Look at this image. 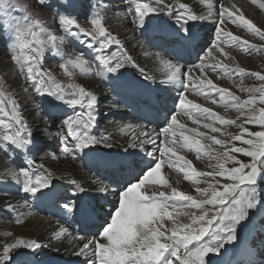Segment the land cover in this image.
<instances>
[{
  "label": "snow or ice",
  "instance_id": "obj_1",
  "mask_svg": "<svg viewBox=\"0 0 264 264\" xmlns=\"http://www.w3.org/2000/svg\"><path fill=\"white\" fill-rule=\"evenodd\" d=\"M37 3L42 5L44 0H37ZM201 3L206 5L207 15L189 11L187 5L179 0L176 4L167 0L130 2L128 15L138 29L147 30L157 17L165 14L175 21L174 25L169 26L167 35L158 37L162 49L170 43L183 42L182 46L194 45L197 37L191 22L201 20L213 22L216 40L207 49L204 57L200 58L199 64H190L188 61L181 63L179 56H165L161 52L154 54L155 59L167 69L161 83L170 84L176 89L177 95L173 101L175 108L165 113L162 125L166 126L159 129L149 131L147 125L139 124L124 125L121 129L135 133L126 143L131 148H138L148 160L144 162V167L139 168L138 174L132 175L126 183L119 184L114 189L116 203L106 213L104 223L95 232L73 234L63 224L53 232L55 239H68L69 243L73 244L74 254L86 258L85 264H212L210 259L206 262L205 258L210 254L219 255L226 244L237 240V227L249 217L251 209L258 206L264 208V194L256 187L257 178L264 174V83L257 87L245 86L243 79L239 83L233 81L241 92L250 94L248 99L242 100L227 87H217L212 79L204 75L215 73V78H231L228 63L222 60L214 64L205 61H208L214 52L220 57L234 60L226 51L233 47L244 48L245 51H261L264 45L250 44L246 38L241 42V37L247 32L264 41V25L257 26L250 16L245 18L247 14L230 0H216L215 3L213 0H201ZM251 4L257 5V0H251ZM257 6L264 10V2L258 3ZM16 8L13 0H0V17L5 18L12 35L10 59L18 66L20 75L30 82V86L38 95H47L58 101H65L69 106L79 105L80 108L87 109L86 113H77L75 117L63 119L62 125L67 129L64 152L70 151L68 137H71L72 149L80 152L100 145L112 147L111 133H101L97 136L92 131L96 120L93 113L97 103L96 96L78 85L61 86L48 71H42L40 65L46 50L50 49L62 58L60 67L69 77L73 75V70L77 69L85 74L94 71L101 79L108 78L109 74L122 76L120 70L126 63L131 64L132 58L124 51L121 40L103 26L104 17L100 11L90 20L95 29L93 32H84L76 20L62 16L59 23L67 35L79 38L83 34L91 37L87 47L96 53L94 60L98 61V64L91 63L82 55L65 58L67 54L60 51L59 46L54 43L56 37L47 33L39 21L33 20L28 14L29 10H22L23 24L18 21L11 23L10 10ZM229 25H235V29L229 30ZM41 33L47 35L46 41L40 39ZM168 35L173 37L172 41H169ZM80 42L85 43L84 40ZM112 45L117 47L119 54L108 51ZM194 71H198L200 77L193 79ZM233 71L241 77L248 75L264 82V75L258 71L246 73L245 68L238 65ZM197 80L199 85L207 87H197ZM189 91L194 96H203L213 105L218 104L213 93H218V106L225 112L229 108L233 109L236 118L224 119L209 107H202L201 104L187 99L185 93ZM66 94L71 98L65 99ZM257 101L262 106L257 107ZM8 106L11 112L4 110L0 102V111L5 118L0 119V126L4 129L0 132V147L9 143L16 147H25L31 143V133L27 132V125L19 115V104L10 100ZM181 116L187 117L198 127H187L179 119ZM217 123L235 125L239 133L221 132V129L215 126ZM246 124L256 125L257 128L249 130L245 127ZM200 127L209 129L211 133L221 132V135H226L229 139L223 140L208 135L199 131ZM161 136L163 140L160 139ZM202 141H211V144L218 145L219 149H214ZM236 141H239V145L234 143ZM146 145H153L152 150L148 151ZM177 149L194 152L197 160L202 158L203 153L208 158L206 167L211 171H198L193 167L191 160L177 154ZM236 154L250 160L244 162ZM172 158H175V161ZM126 161L127 158L121 162V168ZM165 163L169 168H178L184 172V179L191 182L195 195L178 190L165 176L160 175L161 165ZM128 166L130 171H134L136 162H129ZM6 174L22 187L24 193L34 197L37 194L48 196L55 187L54 174L43 164L37 168L29 166L18 171L9 170ZM68 183L75 186L73 195L86 191L76 180L70 179ZM176 183L178 184L179 180ZM98 190L107 193L108 187L101 186ZM55 206L64 218L83 212L87 222V210H82L72 199H56ZM7 207L12 209L14 206L9 203ZM166 221L168 223H165ZM21 222V219L16 220V223ZM41 247L42 245L34 239L17 238L13 243L2 246L0 264H9V254L13 249L36 250Z\"/></svg>",
  "mask_w": 264,
  "mask_h": 264
},
{
  "label": "bare ground",
  "instance_id": "obj_2",
  "mask_svg": "<svg viewBox=\"0 0 264 264\" xmlns=\"http://www.w3.org/2000/svg\"><path fill=\"white\" fill-rule=\"evenodd\" d=\"M90 1L89 6L91 5V9L89 13L92 12L95 14L100 11L104 17V22L107 20L106 24L108 25H111L113 22H119L123 33L115 37L121 40L124 51L132 58V63H126L125 67L120 70L123 73L122 76H119V74H109L108 78L101 79L93 71L86 74L89 78L82 79V85L85 90L93 93L97 98V103L93 109V113L96 116L95 125L92 129L93 134L99 136L101 133H111L113 146L109 148L100 145L86 150V152H80L72 149L70 137V142H67L70 151L69 153H65L66 142L60 136L61 132L65 130L61 126L62 121L69 116L75 117L77 113H86L87 109H82L79 105L72 107L65 103V101H58L53 97L45 95V111L50 115V118L46 120V115L44 114L43 116L40 111L29 115V118H33L36 127H41L37 131L32 119L26 123L27 132L31 133V143L25 147H16L10 143L4 147H0V152L4 151V155L6 154V156H2L0 153V242L2 238L15 232L20 239H34L42 245L40 249L36 250L25 249L23 253L18 254L19 256L23 255L20 259H18V255L12 256L13 258L11 257L9 264H85L86 258L74 254L75 249L73 244L69 243L68 239L64 237L60 239L53 238L54 230H58L59 225L63 224L73 234L83 233L85 231L93 233L104 223L106 213L116 203L114 189L119 184L126 183L132 175L138 174L139 168L144 167V162L148 160V157L138 148H131L126 143L135 133L131 130L125 129L122 131L121 129L124 125L128 124L147 125L149 131L154 128L159 129L156 125L159 110L156 107L160 106L161 109L167 107L170 111L175 108L173 101H175L177 95L176 89L170 84L161 83V80L166 76L167 69L160 61L155 59L154 54L161 51L153 46V43L160 41L158 37L169 33V26L174 25L175 21L170 19L166 14V17L155 19L151 27L147 30H141L132 24L131 18L128 15L131 0H113L114 4L110 0ZM169 1L173 4L177 3V0ZM179 2L185 3L188 10L195 14L207 15L206 5L202 4L201 0H179ZM213 2L215 3L216 0H213ZM230 2L236 3L247 14L245 18L250 16L257 26L264 25V10L259 9L257 6L258 3L264 2V0H257V5H252L251 0H230ZM68 3H70L69 0H67L66 5ZM111 7H113V11ZM191 23L193 24V31L196 33V40L204 39L203 43L198 46L199 51H192L186 45L182 46L181 44H177L173 52L161 53L165 56H179L181 57V63L189 55L191 56L190 60L192 57H196L197 60L199 53V57L202 58L206 54L207 49L216 40L214 32L215 26L211 20H201ZM228 28L229 30H233L235 29V25H229ZM108 31L111 30L108 29ZM249 35L251 34L244 32L243 39ZM138 36L142 39L137 38ZM254 38L256 44H264V41H260L259 37L254 36ZM75 39L77 45L82 47V51L85 52L88 61L97 64L98 61L94 60L96 53L87 47V42L91 38L80 35L79 38L75 37ZM168 39L172 40L173 37L168 35ZM243 39L241 38V42ZM81 40H84L85 43H81ZM133 40L134 45L130 44L128 46V43ZM108 51L119 54V50L115 45H112ZM201 51H203V55ZM226 51L230 53L231 57H234V60L220 57L219 54L214 52L213 56L210 57L209 63L214 64L218 60H222L225 63H228V61H231V63L237 61L235 67L238 65L245 68L246 73L258 71L264 75L263 57L262 59H258L259 62L254 61L251 63L250 60L240 57L246 55L244 48L233 47L226 49ZM247 51L252 50L249 49ZM200 62L199 59L196 64ZM91 63L89 66H91ZM231 63L228 64L230 65ZM232 69L229 66L228 70L232 73L231 78L227 76L215 78V73H205L204 75L208 79H212L217 87H227L230 92H233L231 89L236 87L234 84H229L231 80L238 78L236 82H240L241 79H245V76L248 75L241 77L232 71ZM217 71H220V69H217ZM200 75L198 71H194L192 77L195 79L200 77ZM146 76L149 78L146 79ZM250 79L253 80L254 77H250ZM196 86L207 87V85H199L198 80ZM191 87L192 85L190 84ZM233 93L238 95L236 91ZM213 95L218 100L217 105L206 101L203 96H194L191 91L185 93L187 99L201 104L202 107H209L213 112L223 118H226L224 113L227 115L228 111L233 116L236 115L235 111L231 108L225 112L222 107H219V94L213 93ZM70 98L66 94L65 99ZM176 103L178 104V101ZM257 106L260 107L262 105H259L257 101ZM109 112L119 113V115H112L111 117L107 115ZM116 116L118 118H115ZM0 119H5L1 111ZM179 119L189 128L198 127L192 124L187 117L181 116ZM53 120H56L55 125L57 126L52 128L51 122ZM248 127L250 130L257 128L256 125L252 124H248ZM3 131L4 129L2 127ZM199 131L208 135L212 134L209 129L202 127L199 128ZM27 132L25 135H27ZM196 138L199 139V137ZM160 139L163 140V136ZM202 142L210 144L211 146V142L209 141ZM235 143L239 145V141ZM44 145H50L51 149H48L49 151L43 150L41 154L39 150ZM146 148L148 151H151L153 145H146ZM177 154L184 155L186 159L191 160L193 167L198 171H204L202 169L203 167L201 168V159L197 160L194 152H189L186 149H177ZM236 155L244 162L250 160L248 157H241L239 154ZM125 158H127V161L124 167L121 168V162L125 161ZM165 159L167 160L168 157L166 156ZM172 159L175 161V158ZM76 161H82L85 169ZM132 161L136 162L134 171H130L128 166L129 162ZM40 164H43L48 171L54 174L53 184L55 187L48 196H39L37 194L34 197L29 194L31 199L28 201V194L24 193L22 187L17 185L11 176L6 173L9 170L18 171L20 168H28L29 166L37 168ZM185 170L187 171V169ZM189 174L191 173L189 172ZM160 175L165 176L178 190L195 195V189L192 188L191 182L184 179V172L179 171L178 168H169L167 163L162 164ZM70 179L76 180L80 185L86 187V191L73 195L75 186L68 183ZM177 180H179L178 184L176 183ZM93 181H97V183H93ZM263 185L264 175L261 174L257 178L256 187L262 194H264ZM101 186H107L108 192H100L98 189ZM61 197H64V199H72L82 210L86 209L87 222L83 212L67 218L62 217L55 206V200ZM9 203L14 206L12 209L7 207ZM27 203L30 205L33 204L32 207L28 208ZM101 208L103 209L102 211L99 210ZM258 208L262 211L260 214L264 212V208L259 206L251 209L249 215L251 214L252 216L242 221L237 227V240L226 244L219 255L210 254L209 257L205 258L206 262L210 259L212 264H264V223H261L259 220L258 216L260 214L258 215L256 212ZM27 213H31V215H27ZM17 219H21L22 222L16 223ZM91 222L93 223L92 225ZM259 231L262 236H258ZM254 243H257L258 246H255ZM43 245L48 246L43 247Z\"/></svg>",
  "mask_w": 264,
  "mask_h": 264
},
{
  "label": "rangeland",
  "instance_id": "obj_3",
  "mask_svg": "<svg viewBox=\"0 0 264 264\" xmlns=\"http://www.w3.org/2000/svg\"><path fill=\"white\" fill-rule=\"evenodd\" d=\"M70 3H67V0H44V3L42 5L37 3V0H13V3L17 5L16 9L10 10V17L11 23L20 22L21 24L24 23L23 21V15L24 12L23 9H27L28 14L31 16L33 20L39 21V23L45 28L47 33H50L51 35L56 37V40L54 43H56L59 46L60 51L67 54V56H75V55H82L84 59L88 60L85 52L82 51V47L77 45V41L75 37L67 35L64 31V29L61 27L59 23V18L62 16H68L78 22L80 25V29H82L84 32H93L94 26L90 23L91 18L93 17V13H89V10L91 9V3L90 0H69ZM112 4H114L113 0H110ZM167 2H170L167 0ZM111 10L113 11V7H111ZM126 10V9H125ZM123 10V11H125ZM166 15V14H165ZM164 15V17H165ZM108 17V16H106ZM107 20L104 22L102 21L103 26L108 30H111L110 32L112 35L117 36L118 34L123 33V29L121 25L118 23L113 22L111 25L106 24ZM114 26V27H113ZM204 26V25H203ZM112 27V28H110ZM76 30V29H74ZM136 31V29H135ZM137 34V31H136ZM83 37H89L90 36H84ZM137 38H141L138 36ZM206 38V35H205ZM242 39L244 36L242 35ZM40 39L46 41L48 39L47 35H44L43 33L40 34ZM142 39V38H141ZM246 39H248L251 43H255L254 36L249 35ZM209 40V39H207ZM146 42V41H145ZM65 46H64V45ZM134 45V40L128 43V46ZM256 44V43H255ZM259 44V43H257ZM264 45V44H259ZM67 47V48H66ZM263 48V49H262ZM261 48V51H245L246 55L240 56L244 59L250 60L251 63L259 62L258 59H264V47ZM64 49V50H63ZM67 49V50H66ZM70 49V50H69ZM72 53H71V52ZM233 51V50H232ZM241 53V52H240ZM12 55V35L9 30V27L6 24V20L3 17H0V102L3 104V109L6 111L11 112L10 107L8 106L10 100H15L19 104V115L21 116L23 123L26 124L27 122H30L32 119V122L34 124L33 118H29V115L32 113H37L40 111V113L44 116L46 115V120L50 118V115L47 114L45 111L44 106V100L46 99V96H40L38 95L30 86V82L25 81L23 76L20 75L18 66L10 59ZM203 55V52H202ZM5 56V57H4ZM204 57V56H203ZM210 60V58H209ZM208 61H205V63H209ZM41 70L42 71H48L51 76L61 84V86H68V85H78L80 87H83L82 82L83 78H89L85 73H81L78 69L73 70V75L69 77L65 74L64 69L60 67V64L63 62L62 58L60 56H57L54 54V52L50 49H47L45 52V55L42 59ZM228 63H231V61ZM8 66H7V65ZM98 64V63H97ZM235 64H237V61H234V63H231L230 69L232 67L235 68ZM229 71V70H228ZM233 71V69H232ZM238 78H233L229 84H233V81H236ZM254 80V81H253ZM248 78V76H245V79H243L245 86H259L261 82L257 80L255 77L254 79ZM240 81V80H239ZM248 81V82H247ZM254 82V83H252ZM239 83V82H237ZM252 84V85H249ZM259 84V85H258ZM25 88H27V91H25ZM233 92L236 91V93L244 100L248 99L250 94L241 92L238 88L231 89ZM71 91V89H69ZM258 96V94H257ZM103 105V104H102ZM101 105V106H102ZM33 106V107H32ZM258 107V106H257ZM30 109V110H29ZM33 111V112H32ZM2 112V111H1ZM3 114V113H2ZM104 114V112H102ZM112 117V115H119V113L109 112L107 114ZM53 116V115H52ZM224 116L226 118L224 119H235L236 115L230 114V112H227V115ZM115 118H118L116 116ZM55 121L53 120L51 122L52 128L57 126L55 125ZM237 123H240V121H237ZM58 124V122H56ZM37 131L41 129L40 126L38 128L36 127V124H34ZM61 126H63L61 124ZM217 128L221 129V132H232L234 134L239 133V129L236 128L235 125H224L217 123L215 124ZM245 127H248V124L245 125ZM249 128V127H248ZM250 130V128H249ZM0 132H2V127H0ZM221 132L212 133L211 135L216 136L218 139L227 140L229 139L226 135H221ZM67 131L66 128L63 132H61L60 136H62V140L65 141V135ZM67 142H70V137L67 138ZM211 142V141H209ZM235 143V142H234ZM210 145V144H208ZM211 147L214 149H219L218 145L211 144ZM48 149H51L50 145H44V147H41L39 150V153L42 154L44 151H49ZM2 156L4 155V151L0 152ZM238 156V155H237ZM201 168L205 171H211V169L207 168L206 165L208 163V158L203 155L201 158ZM80 164V166L85 169V166L82 161H76ZM207 168V169H205ZM264 175V174H263ZM204 179V178H203ZM211 179V178H208ZM219 179V178H218ZM204 186V185H203ZM86 188V187H84ZM264 188V185H263ZM87 189V188H86ZM31 199L30 195L28 194V201ZM33 204L27 203L28 208H31ZM257 214L259 215L262 211L260 208L256 210ZM252 216L251 214L249 217ZM259 220L261 223H264V212L260 214ZM165 223H168L167 221ZM15 235V236H14ZM258 236H262L260 234V231L258 232ZM16 237V238H15ZM17 235L15 232L11 235L5 236L1 239L0 242V252H2V246L4 244H11L17 239ZM255 246H258L257 243H254ZM25 249H13L10 252V259L14 255H18L20 253H23ZM19 256V255H18ZM12 257V258H13ZM23 255H20L18 259L22 258ZM24 263V262H23Z\"/></svg>",
  "mask_w": 264,
  "mask_h": 264
}]
</instances>
